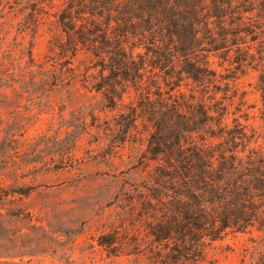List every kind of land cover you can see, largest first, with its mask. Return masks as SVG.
Segmentation results:
<instances>
[{
  "label": "trees",
  "instance_id": "trees-1",
  "mask_svg": "<svg viewBox=\"0 0 264 264\" xmlns=\"http://www.w3.org/2000/svg\"><path fill=\"white\" fill-rule=\"evenodd\" d=\"M6 6L19 8L36 32L55 25L52 64L38 63L29 49L24 89L70 85L83 75V87L117 112L119 143L146 139L141 162L148 184L139 198L149 236L165 244L157 253L164 264H217L207 246L230 233L248 234L253 264H264V145L243 112L248 94L237 88L238 73L253 69L264 107V0H7ZM80 56L83 71L73 65ZM213 58L229 62L226 74Z\"/></svg>",
  "mask_w": 264,
  "mask_h": 264
},
{
  "label": "rangeland",
  "instance_id": "rangeland-1",
  "mask_svg": "<svg viewBox=\"0 0 264 264\" xmlns=\"http://www.w3.org/2000/svg\"><path fill=\"white\" fill-rule=\"evenodd\" d=\"M6 3L0 0V264H164L157 253L165 244L149 236L139 198L148 184L146 139L119 143L117 112L83 87V75L70 85L24 89L29 49L38 63L52 64L55 25L36 32ZM83 60L73 62L80 71ZM213 61L227 73L229 62ZM237 77L238 95L248 94V125L264 145L258 73L250 68ZM250 239L230 233L209 243L208 257L253 264Z\"/></svg>",
  "mask_w": 264,
  "mask_h": 264
}]
</instances>
